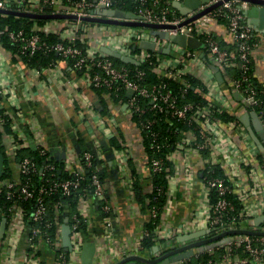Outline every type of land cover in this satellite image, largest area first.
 I'll list each match as a JSON object with an SVG mask.
<instances>
[{"label":"built area","instance_id":"2783aa9c","mask_svg":"<svg viewBox=\"0 0 264 264\" xmlns=\"http://www.w3.org/2000/svg\"><path fill=\"white\" fill-rule=\"evenodd\" d=\"M116 1L0 0V9L23 13H65L77 15L78 17H88L94 16L98 8H116L114 7ZM139 1L140 7L134 13L140 17L141 21L168 25V27H159L155 30L166 31L170 36L182 33L200 39L204 43V47L207 48L209 55H211L212 62L206 58L205 54L203 57L201 56V52H204L203 48L194 49L179 45L172 42L170 38L152 34L151 28L134 27L118 34L117 32L114 33V30H116L115 25H112L110 29L107 24L103 25L96 22L91 25L83 23L82 19L66 20L64 24H60L57 19L44 23H39L33 19L29 28L24 25L18 28L0 25V71L9 67L8 60L3 57L4 54L23 63L24 67L31 71V78H40L38 79L39 83L42 82L45 89L46 84L41 79L43 72L46 70H61L62 62H67L76 71L83 73L92 87L106 89L104 95H109L111 99L108 104V109L111 112L114 109L125 107L128 113L125 114L130 118L132 127L139 129L140 132L154 128L156 122L162 121L168 115L178 120L187 119L188 113L192 111V119L199 124L198 135L193 131L185 133V136L177 141V146L169 154V158L172 160L174 153L179 150L188 151L189 153L196 151L200 154L204 168L202 178L204 184L203 198L197 208L199 212L197 215L194 214L186 219L179 228L173 231H162V229H159V225L155 228V237L157 239L164 238L163 240L166 242L173 241V245H176L174 243L176 236L192 233L200 228L211 229L215 233L229 229H252L264 232V226L257 227L254 224L255 218L264 214V202H254L250 199L248 190L251 192L252 188H250L249 183L240 186L237 192L238 186L235 189L232 179L227 176L230 174L239 177L242 174L243 165L249 163V161L241 149L234 148L230 150L226 146L229 143L232 145V140L225 134L227 131L226 126H223L224 123L232 122L231 125L238 126L240 122L237 119L226 122L216 118L217 113L225 111L230 114V111L226 104L227 95L222 86L225 84H221L211 71L212 64L217 65L224 73H227L229 69L239 71L237 77L231 76L229 78L228 74H225L230 83L228 86L239 93L245 104L256 112L264 129V86L256 83L253 79L255 74L251 72L252 67H254V51L261 45L263 34L256 32L248 22L247 11L252 3L247 0H209L200 3L187 13H182L174 8V3L183 2L184 0ZM216 3L219 4L200 16L187 21ZM3 15L7 16L8 14L3 13ZM217 23L225 25L231 36V42L236 45L235 49L222 47L221 37L214 29V25ZM98 24L103 26V30L106 27L109 34L95 39V43L92 44L94 39L88 36L87 31L90 26L94 27ZM82 29L85 33L82 35L81 42L85 43V47L75 43L78 38V31ZM98 30H101V27ZM53 32H59L60 40L50 41L43 35V33L50 34ZM6 40L15 46V50L4 44ZM143 40L153 42L154 49L139 47V43ZM169 44H171L170 53L159 56L158 53L163 52V49ZM103 45L118 50L124 55L132 56L139 63L143 61L152 63L154 56L157 55V70L168 78L184 81L183 92L189 86L184 77L194 75L193 66L208 71L207 78L202 79V85L207 89L204 94L206 102L197 105L195 108L189 102L180 105L166 82L160 81L154 85L144 84L143 70L133 71L127 66L116 65L110 55L102 51L101 46ZM134 45L140 49L133 51ZM54 51L61 56V59H53L44 67L40 65L30 66L22 59L24 53L35 56L40 53L47 54ZM14 66L16 65L14 64ZM228 86L227 88H229ZM129 90H132L133 93L128 96L127 100L119 97L117 101H114L115 97L124 92L128 94ZM15 93V86L8 87L0 82V109H3L4 113L12 119V131L7 133L4 129L5 118H0V131L3 133L1 150L9 157L11 169L10 175L0 177V200L5 197L11 201L6 209L7 211L4 204L0 205V219L7 218L4 236L0 238V262L4 263L1 258H4L3 253L9 245L8 249L13 250L14 260L17 256L23 254V264L28 262L32 264L40 245L44 244L55 252V264H73L70 260L71 255L81 252L86 239V232L79 228L81 220L78 217L80 215L86 224L89 223L87 220L88 206L86 208L85 203L92 201L93 204H90L92 208H99L106 212L104 230L106 236H112V220L115 217L114 211L116 208L107 190V179L103 180L100 177V173L103 171L101 168L102 155L88 149L68 148L64 159H56L47 146L42 143L38 126L34 127L36 129L33 135L34 145L29 144L28 139L30 138H28L27 131L23 132L15 124V117L23 115L21 105L12 101V107H8L4 103L6 99L7 102L11 103L10 99L16 97ZM54 103H51V107L55 108ZM164 111L168 115L164 114ZM31 112L28 124L35 125V117ZM135 116L138 120L134 118ZM99 119L103 124H111L113 128L118 123L117 119L109 116V114L107 116L100 115ZM189 121H191L190 118ZM240 128L242 132H245L244 127L240 126ZM157 133V131H151L153 139L157 138ZM243 136L246 137L247 135L243 133ZM142 140L145 141L143 135ZM218 145L222 146L221 151L230 158L227 167L215 155ZM30 146L37 148L39 155L45 157L42 166L38 165L34 157L28 154L20 155L21 149ZM157 149H159V145ZM125 154L119 163L122 169L126 171L123 180L129 185L134 195L133 198H135V192L133 191L135 176L129 164L132 153L126 152ZM146 155L145 162L149 168L147 177L151 180L150 191H153V173L168 170L169 167L164 164L161 158L149 157L147 153ZM52 158L57 161L61 160L62 163H55L51 161ZM172 162L174 161L172 160ZM94 165L98 171L93 172L90 178L91 182L88 183L89 177L87 174L93 169ZM217 169L221 170L223 176L216 174ZM63 170L68 173L67 177H60ZM192 171V167L185 168V176H192ZM174 173H176V169L168 177V188L165 194L166 203L170 201L169 185L176 178ZM34 175L40 177L38 182L33 179ZM251 177L255 179L257 174L255 172L251 173ZM90 186L93 189L92 192H90ZM55 194H59V198L53 205H50L48 198ZM213 195H216L215 199H213ZM230 195L236 196L242 204L237 215H233L236 211V205ZM73 197L77 198L75 211H73L69 201V198ZM134 200L138 202L136 198ZM26 205H29L31 209L29 210ZM138 207L141 210L143 209L142 204L139 202ZM157 214V207L148 208L144 215L145 222L151 221ZM145 222L143 235H148L149 232L145 229ZM65 224L70 225L71 229V249H66L63 245L62 228ZM23 235L26 240L22 245ZM119 249H116V251L112 249V252H114L112 254H116L119 259H114L115 261L111 264H115L130 254L149 256V254L143 252L141 243L134 250ZM216 249H220L219 252ZM203 251H208L211 254V257L206 261L200 258V253ZM192 257H195V260ZM103 261L98 257L95 263H102ZM258 263L264 264V234L231 236L230 240L222 245L208 249L197 247L191 257L169 264Z\"/></svg>","mask_w":264,"mask_h":264},{"label":"crops","instance_id":"0c3cea01","mask_svg":"<svg viewBox=\"0 0 264 264\" xmlns=\"http://www.w3.org/2000/svg\"><path fill=\"white\" fill-rule=\"evenodd\" d=\"M64 23L60 22V24ZM99 24L106 25L104 23ZM100 27L101 30H98ZM109 28L111 29L112 27L110 26ZM214 29H216L221 39L232 43L231 36L225 25L217 23L214 25ZM87 34L91 39H94L92 41L93 44L96 41L95 39L108 36L109 31H107L106 27L103 30L102 25H96L94 27L90 26ZM3 57L8 60L9 67L0 71V82L8 87L15 86L16 88V97L10 99L11 103L7 102V99L4 103L8 107H12L13 102L21 105L23 115L15 117V124L23 132L27 131L28 138H30L28 139L29 144L34 145L33 135L36 132L34 127L38 126L41 132L42 143L47 146L56 159H64L68 148L76 150L88 149L96 153L99 152L102 155L101 168L106 173L108 181L107 190L116 208L114 211L115 217L112 220V236L108 237L105 234L106 212L99 208H92V201L85 203V207L87 208L88 206L87 220L89 222L87 224L86 239L81 252L79 254H72L70 260L73 264H83V254L85 252V258H87L89 263L111 264L115 261L114 259H119L116 254H112L114 253L112 249H115V251L119 248L127 250L136 249L143 237L146 210L139 209L138 202L134 200L135 198H133L134 195L129 185L123 180L125 179L126 171L122 169L119 162L126 155V152L132 153L129 164L131 168L135 166L138 179L141 183H144L145 191H150L151 180L147 177L149 168L145 162L147 155L144 141L142 140V133L139 129L132 127L125 107L114 109L111 112L108 109V104L111 100L109 95H103L101 99L89 84L84 74L76 71L67 62H62L61 70H46L43 72L41 79L46 84V88L44 89L42 82L41 84L39 83L38 79L40 78L32 79L30 75L31 71L27 70L23 63L13 60V58H9V56L7 57L4 54ZM210 61L212 62L211 55ZM254 67L256 78L260 83L264 84V35L261 45L254 51ZM211 71L217 77L212 67ZM220 72L224 80L226 75L222 69H220ZM208 73V71H203L200 67L193 66V74L201 83H203L202 79L207 78ZM219 82L223 84V81ZM222 86L227 95L226 104L228 105L230 114L235 116L240 122L238 126L231 125L232 122L224 123L223 126H226L225 129L227 131L225 134L232 140V145L229 143L226 146L230 150L234 148L241 149L249 161V163L243 165L242 174L239 177L230 174L227 176L229 179H232L231 181L235 189L238 186L237 192L240 186L249 183L250 188H252L251 192L248 190L250 199L254 202H264V129L263 127H256L252 119L249 120L250 125L243 122V120L247 121L246 115L253 111V109L245 104L240 94L239 96L236 95L237 92L227 88V85ZM101 100H104L105 104ZM53 102H55V108L51 107V103ZM31 111L35 117V125L28 124ZM108 114L117 119L118 123L114 126L115 128L111 127V124H103L99 119L100 115L107 116ZM240 126L244 127L245 132L241 131ZM249 126L252 127L253 134L249 131ZM243 133L247 136L244 137ZM115 136L119 137L120 141H122L120 147H116L110 143V139ZM217 147L215 155L227 167L230 158L221 151V145ZM172 160L174 161L173 172L176 169V173H174L176 178L170 182V201L166 203L162 211L159 226V229H162V231H173L179 228L181 223L186 219L194 214L197 215L199 212L197 210L199 202L203 198L204 183L202 178L204 168L200 154L196 153V151L189 153L188 151L179 150L174 153ZM188 167H192L193 169L192 176L190 177H186L184 174V169ZM254 172L257 174V178L255 179L251 177V173ZM201 230H204V228L193 232ZM178 236L174 239L176 245L170 248H175L177 245H184L189 242H177ZM22 237L24 238L22 241L23 245L26 238L24 235ZM8 248L9 245H7V249L3 253L5 259L1 258L4 261L3 264H23V254L17 256L14 260V255L12 256L13 250ZM10 251L11 253L9 254ZM216 251L219 252L218 249ZM98 257H100L101 261H104L102 263H95ZM148 258L153 257L149 255ZM0 264L2 263L0 262ZM27 264H30V262ZM32 264H55V252L47 245L41 244Z\"/></svg>","mask_w":264,"mask_h":264},{"label":"trees","instance_id":"16d2710c","mask_svg":"<svg viewBox=\"0 0 264 264\" xmlns=\"http://www.w3.org/2000/svg\"><path fill=\"white\" fill-rule=\"evenodd\" d=\"M148 2H150L151 0H147ZM114 7L116 8H120L126 11H132V12H137V10L140 7V1L139 0H117L116 4L114 5ZM177 11H179V8L175 7ZM36 20L39 23H44L46 21L52 20L53 18H39V17H30V16H22V15H14V14H8L7 16H4L3 13L0 12V25L1 26H5V25H9L11 28H18L21 25H24L25 27L29 28V26L31 25L32 20ZM58 21L65 22L66 20H71L74 21L75 19H71V18H61V19H57ZM83 23L86 24H95L96 22H90V21H86V20H82ZM89 22V23H88ZM99 25V24H98ZM59 33V32H58ZM58 33H43L44 37L46 39H49L50 41H56V40H60V35ZM85 33V31L79 30L78 31V38L76 39L75 43L81 47H85V43L81 42L82 39V35ZM220 42L222 47L224 48H228V49H235L236 45L233 43H229L223 39L220 38ZM7 47H10L12 49L15 50V46L10 44L7 40L4 43ZM132 47V46H131ZM140 48L139 47H135L133 48V51H138ZM203 50L205 52V56L208 60H210V55L209 52L207 50L206 47H203ZM159 56H165L167 54L163 53V52H159L158 53ZM113 61L115 62L116 65L118 66H127L129 69H132L133 71L135 70H143L144 71V79H143V83L147 84V85H154L159 83L160 81H164L167 83V85L170 87V89L172 90L173 94L176 96L177 98V102L180 105H183L185 103H192L194 105V108L197 107V105L206 102V98H205V92H206V87L202 85V83L194 76V75H187L185 76V82L189 83V86L187 87V90L185 92H183V88L185 86L184 81L181 82V80L179 79H171L168 78L167 76L163 75L162 73H160L157 70V64H156V59H157V55L154 56L152 63H150L149 61H143L140 62L139 64H134V63H126L121 61L120 59L114 58L112 56H110ZM22 59L30 66H37L40 65L42 67L47 66L48 63L51 60H60L61 56L59 54H57L55 51L51 52V53H47V54H43L40 53L38 55L35 56H29L28 53H24L22 55ZM70 65V64H69ZM72 67V65H70ZM80 72V71H79ZM252 74H255V67H252L251 69ZM81 74V73H80ZM226 75L228 74L229 78L232 77H237L239 74V71L237 70H233V69H229L227 71V73H225ZM253 79L256 81L257 84H259L260 86H264V84L260 83L258 81V79L256 78V76L253 75ZM223 83L225 85H229V79H227V76L224 77ZM229 87V86H228ZM95 92L98 94V96L101 97L106 93V89L103 87H93ZM230 90L233 91V89L231 87H229ZM119 97H122L123 100H127L128 95L126 92L120 94L118 97H115L114 101L118 100ZM103 104H105L104 100H101ZM164 114H167L165 111L163 112ZM162 113V115H163ZM168 115V114H167ZM192 115L193 112L190 111L188 113V118L187 119H182V120H178L176 118H172L171 116H165L164 119L162 121L156 122L157 124H155L149 131H142V135L145 137V141H144V147L146 150V153L148 154L149 157H159L163 160L164 164L166 166L169 167L168 170L165 171H161V172H155L153 173V178H152V183L154 184V189L153 191H145L144 188V183L138 179V174L136 172V168L135 166H132V172L135 176V181H134V185H133V191L135 192V198L136 200L142 204L143 209L147 210L150 207H157V216L152 219L151 221L145 222V229L149 232L148 235H143L142 239H141V244L143 247V252L149 255H152L153 258L161 255L162 253L170 250L171 246L167 245V242L163 239H157L156 233H155V228L158 227L160 225L161 222V215H162V211L166 205V191L168 188V177L172 174L173 172V162L172 160L169 158V154L171 152H173V150L176 148L177 146V141L181 140L182 137L185 136V133L189 132V131H193L196 135H198V125L197 121L192 119ZM3 117L5 118V124H4V129L5 132H11V122L12 119L9 118V116H7L4 113L3 109H0V118ZM136 120H138V118L135 116L134 117ZM189 118L191 119V121H189ZM216 118L223 120V121H232L234 119H236L235 116H233L232 114H229L227 112H220L216 114ZM166 119V120H165ZM169 119V120H168ZM157 131L158 135L156 139H153V137L151 136V131ZM3 133L0 131V148L2 149V145H3ZM110 143L116 147H120L122 141H120L119 137H113L110 139ZM154 144V145H151ZM32 145V144H31ZM159 145V149H157V146ZM30 155L31 157H34V159L37 160V163L39 166H42L44 164L45 161V157L39 155V151L37 148L30 146L24 149L20 150V155ZM5 156V172L3 174V176H7L10 175V161H9V157L4 153ZM51 161H54L55 163H62L61 160L57 161L54 160L53 158L51 159ZM97 166V165H96ZM218 171H216L217 175L223 176V173L221 172V170L217 169ZM98 171L95 167V165L93 166V169L91 171H89V173L87 174V176L89 177L88 179V183L91 182L90 178L91 175L93 174V172ZM67 172H65L64 170L61 172L60 177H67ZM100 177L104 180L106 178V173L101 171L100 173ZM35 181H39L40 177L38 175H34L33 178ZM164 190V192H163ZM93 189L90 186V192H92ZM59 198V194H55L52 197L48 198V202L50 205H53V203ZM216 198V195H213V199ZM230 198H232V200L234 201L235 205H236V211H234L233 215H237L239 213V210L241 209L242 204L240 203V201L236 198V196L230 195ZM77 198H69V201L71 202V206L73 208V211H75L76 209V205H77ZM5 207V210L9 207V205L11 204V201L7 200L5 197H2L0 200V205H3ZM28 207V209L30 210L31 208L29 207V205H26ZM7 211V210H6ZM105 214V213H104ZM107 215V214H106ZM80 221V225L79 228H81L84 232H87V224L85 223V221L82 219V217L80 215H78ZM260 226H264V222L260 225ZM53 230V229H52ZM240 234H234L231 236H238ZM251 235H256V234H251ZM159 246L160 249H158L157 251H155V247ZM162 250V251H161ZM220 249H218L219 251ZM211 257V254L208 251H203L200 253V258L204 261H206L208 258ZM193 260H195V257H192Z\"/></svg>","mask_w":264,"mask_h":264},{"label":"water","instance_id":"95a60500","mask_svg":"<svg viewBox=\"0 0 264 264\" xmlns=\"http://www.w3.org/2000/svg\"><path fill=\"white\" fill-rule=\"evenodd\" d=\"M209 0H184L183 2L174 3L176 7L182 13H187L190 9L196 8L200 3L206 2ZM252 3V6L247 11L248 22L254 27L256 32H260L264 35V0H247ZM219 3L207 8L206 10L198 13L194 17L188 19L187 21L196 18L209 10L210 8L217 6ZM1 13L6 14H14V15H22V16H30V17H39V18H53V19H61V18H71V19H82L90 22L104 23L110 25H124V26H134V27H146L151 28L152 34H157L163 38H170L172 42L177 43L182 46H188L194 49H202L204 47V43L193 36H187L186 34L178 33L170 36L166 31L155 30V28L159 27H168V25L149 23L140 20V17L136 15L132 11H126L120 8H98L95 11L94 16L88 17H78L73 14H65V13H51V14H35V13H23L18 11H10L6 9H0ZM186 21V22H187ZM169 44L167 47L163 49V53H170ZM136 45H134V48ZM139 47L153 50L154 43L148 40H143L139 43ZM102 51L107 53L108 55L120 59L126 63H134L139 64L135 58L129 55H124L118 50L112 49L109 46L103 45L101 46ZM204 52H201V55L204 56ZM212 69L217 74L218 80L223 81V77L221 75L220 69L217 65L212 64ZM133 93L132 90H129L128 96H131ZM236 95L239 96V93ZM247 121L243 120V122L247 125H250L249 120L252 119L254 125L256 127H262V123L255 111H251L248 113ZM249 118V119H248ZM249 123V124H248ZM249 131L253 134L252 127H248ZM4 165H5V156L0 148V177L4 174ZM7 218L0 219V238L4 236V232L6 229ZM264 222V214L257 216L254 220L255 226L259 227ZM234 234H264L263 231L252 230V229H229L222 232L215 233L211 229H204L201 231H196L193 233H188L184 235H180L177 237L176 241H189L188 243L180 246H176L175 248H171L170 250L162 253L161 255L155 258H148L141 254H130L115 264H169L171 262H175L184 258H189L194 253L195 248H215L219 245H222L224 242L230 240L231 235ZM62 237H63V245L66 249H71V229L70 225L65 224L62 228ZM168 246H173V241H167ZM160 249L159 246L155 247V251ZM159 251V250H158ZM84 261L83 264H92L87 261L85 258V252L83 254Z\"/></svg>","mask_w":264,"mask_h":264},{"label":"rangeland","instance_id":"374dc122","mask_svg":"<svg viewBox=\"0 0 264 264\" xmlns=\"http://www.w3.org/2000/svg\"><path fill=\"white\" fill-rule=\"evenodd\" d=\"M112 25H108V27H110ZM116 26V30H114V33H118V34H122L123 32L127 31L130 28H134V26H124V25H115ZM5 258V255H3Z\"/></svg>","mask_w":264,"mask_h":264}]
</instances>
